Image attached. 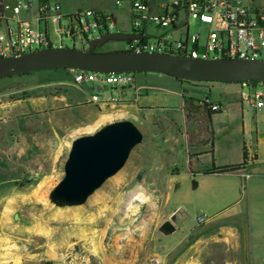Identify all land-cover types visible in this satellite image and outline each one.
<instances>
[{
  "label": "rangeland",
  "instance_id": "obj_1",
  "mask_svg": "<svg viewBox=\"0 0 264 264\" xmlns=\"http://www.w3.org/2000/svg\"><path fill=\"white\" fill-rule=\"evenodd\" d=\"M60 1L85 8L91 1L109 5L114 0ZM122 1L120 21L127 3ZM67 24V19L61 21L62 27ZM47 27L53 47L87 49L83 39L60 37L57 25L50 22ZM157 31L147 28L150 35ZM196 32L203 35L205 26L191 21L190 34ZM96 36L89 34L88 40ZM121 50L126 51L123 41H108L95 49L98 53ZM68 79L61 72L38 71L0 84L6 82L13 91L9 101H26L44 94L39 86L48 85L51 95L62 92L59 83ZM182 82L205 87L195 89L194 95L208 112L212 111L205 97L210 102H240L241 93H250V87L241 88L239 83ZM113 98L99 103L102 109L88 104L59 109L46 105L43 113L30 108L28 120H0V264H174L187 247L174 220L186 217L187 230L202 215L191 205L197 191L184 173L187 146L193 142L188 126L179 111L178 117L162 109L134 116L124 107V97ZM123 120L138 128L142 141L122 169L82 205L52 203L48 194L63 178L72 140Z\"/></svg>",
  "mask_w": 264,
  "mask_h": 264
},
{
  "label": "crops",
  "instance_id": "obj_2",
  "mask_svg": "<svg viewBox=\"0 0 264 264\" xmlns=\"http://www.w3.org/2000/svg\"><path fill=\"white\" fill-rule=\"evenodd\" d=\"M3 1L10 4L15 0ZM24 1L31 3V8L17 17L10 11H0V31L13 28L18 19L28 20L34 28L42 29L36 21V6L38 2L49 1L58 4L66 16L84 9L109 14L116 32L132 33L131 0H127L124 21L119 19L120 6L124 3L120 0L109 5L91 1L85 8L64 6L60 0ZM44 30L48 32V27ZM48 71L69 76L70 79L59 83L62 92L51 95L49 86L44 85L37 88L44 94L34 99L9 101L7 96L13 91L8 90L6 82L0 84V120H28L30 108H39L43 113L46 105L59 109L88 104L102 109L103 104L90 102L95 93L102 98L124 97V107L134 116L142 112L146 116L155 109L174 114L179 111L188 126V138L193 140L187 146L184 169L185 177L195 183L197 191L196 201L192 200L191 205L202 215L195 217L194 226L187 230L184 229L188 226L186 217L174 220L182 239L188 242L174 264H264V108L253 109L242 99L221 103L210 102L205 97L209 104L221 106L218 112H208L194 95L195 89L205 87L162 74L140 73L134 75L132 86L108 90V86L77 85L71 70ZM256 88L264 91V83Z\"/></svg>",
  "mask_w": 264,
  "mask_h": 264
},
{
  "label": "built area",
  "instance_id": "obj_3",
  "mask_svg": "<svg viewBox=\"0 0 264 264\" xmlns=\"http://www.w3.org/2000/svg\"><path fill=\"white\" fill-rule=\"evenodd\" d=\"M31 3L15 0L8 4L0 0V11H10L13 16L27 12ZM132 33L138 37L126 43V51L161 53L201 60H260L264 61V0H131ZM67 19L66 27L61 21ZM36 21L42 29L34 28L28 20H17L13 28L0 31V58L19 56L36 49L55 48L48 32V22L57 25L60 37L83 39L88 45V35L115 32L111 15L95 9L75 10L63 15L60 6L49 1L38 2ZM205 26L204 34H190V22ZM153 26L154 35L147 32ZM58 47H63L62 45ZM85 50V49H82ZM72 71V70H71ZM77 85L126 87L134 83V75L96 74L73 71ZM250 87V93H241V99L253 109L264 108V91L256 83H239ZM261 84H259L260 86ZM113 97L98 93L90 102L99 104ZM212 112L221 110L219 104H209ZM197 221H202L197 218ZM154 264H160L158 261Z\"/></svg>",
  "mask_w": 264,
  "mask_h": 264
},
{
  "label": "water",
  "instance_id": "obj_4",
  "mask_svg": "<svg viewBox=\"0 0 264 264\" xmlns=\"http://www.w3.org/2000/svg\"><path fill=\"white\" fill-rule=\"evenodd\" d=\"M138 36L109 32L88 40L85 50L56 47L36 49L19 56L0 58V80L38 71L72 70L96 74L153 73L189 82L264 83V61L201 60L161 53L95 49L108 41H128ZM142 134L130 121L109 123L92 134L74 138L63 166V178L49 192L58 205L86 202L108 178L125 165Z\"/></svg>",
  "mask_w": 264,
  "mask_h": 264
},
{
  "label": "trees",
  "instance_id": "obj_5",
  "mask_svg": "<svg viewBox=\"0 0 264 264\" xmlns=\"http://www.w3.org/2000/svg\"><path fill=\"white\" fill-rule=\"evenodd\" d=\"M125 42L128 43V42H130V40L125 41ZM252 84H255V83H252ZM192 186L195 187V183L194 182H193Z\"/></svg>",
  "mask_w": 264,
  "mask_h": 264
},
{
  "label": "bare ground",
  "instance_id": "obj_6",
  "mask_svg": "<svg viewBox=\"0 0 264 264\" xmlns=\"http://www.w3.org/2000/svg\"><path fill=\"white\" fill-rule=\"evenodd\" d=\"M34 241V240H33Z\"/></svg>",
  "mask_w": 264,
  "mask_h": 264
}]
</instances>
